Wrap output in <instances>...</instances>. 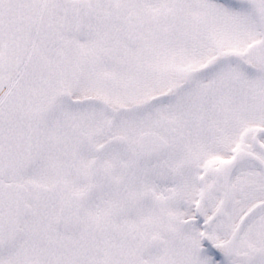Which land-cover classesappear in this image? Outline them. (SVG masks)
<instances>
[{"label": "flooded vegetation", "instance_id": "af4514ba", "mask_svg": "<svg viewBox=\"0 0 264 264\" xmlns=\"http://www.w3.org/2000/svg\"><path fill=\"white\" fill-rule=\"evenodd\" d=\"M218 4L227 6L221 0ZM119 5L144 15L138 0H0V12H12L10 28L0 21V251L10 248L0 253V264L24 246L25 253L39 251L53 264L125 263L130 250L135 251L133 262L140 264L148 255L174 250L179 241L170 244L169 237L179 239L185 227L200 226L201 241L210 238L206 226L226 197L217 172L237 153L214 169L209 144L193 145L197 136L188 137L185 125L181 130L165 121L180 110L176 104L194 89L193 81L182 84H192L184 92L176 84L165 96L141 104L115 103V82L109 75L130 78L131 62L149 70L156 62L153 50L142 49L144 40L129 23L120 36L130 49L120 51L113 44L110 32L120 22L114 18ZM134 35L138 46H133ZM234 62L242 63L251 78L263 75L249 72L254 67L244 60ZM162 74L150 71L148 82L161 83ZM180 133L181 141L176 139ZM246 167L233 175L227 215L235 205L233 185ZM213 196L220 200L211 215ZM166 219L173 223L168 230ZM156 239L165 247L151 254ZM204 249L217 264H257L240 250V242L238 252L245 259L236 258V263L222 260L212 247Z\"/></svg>", "mask_w": 264, "mask_h": 264}, {"label": "rangeland", "instance_id": "374dc122", "mask_svg": "<svg viewBox=\"0 0 264 264\" xmlns=\"http://www.w3.org/2000/svg\"><path fill=\"white\" fill-rule=\"evenodd\" d=\"M114 1L129 3L135 0ZM138 1L139 8H142L139 12L143 11L145 16L137 15L136 11H125L126 6L119 5V14L113 16L120 22L114 23L115 29L110 34L115 35L113 44L118 50L130 49L120 36L125 24L129 23L143 38L145 44L142 49L153 50L155 58L152 59L156 62L153 70L131 62V67L134 66L130 78L126 74L111 73L109 78L115 82L112 93L115 103L119 102V106L141 104L148 99L165 96L176 84L180 87L193 81L194 89L188 90L176 104L180 110L169 113L165 121L177 123L181 130L185 125L190 131L188 137L197 136L193 145L209 144L214 169L222 160L233 158L241 149L255 153L253 138L259 130H264V0H238L235 7L221 6L217 0ZM11 16L9 10L0 12V21L7 28H10ZM134 16L137 20H133ZM105 33L107 31H103ZM28 38L22 37L21 40ZM34 42L40 44L37 39ZM131 56L133 60H141L140 55ZM232 59L244 60V65L254 67L263 75L258 78L247 76L240 67L242 63L234 65ZM222 61L227 62L226 67L215 71L214 67H220ZM150 71H164L161 83L153 85L148 82ZM168 73L170 75H165ZM176 139L181 141L183 133ZM261 144L264 147V139ZM215 184L213 173L212 186ZM233 190L234 194L236 192L233 210L225 221L216 223L207 231V236L217 245L229 242L241 217L258 203L264 202V176L255 166L249 165L238 174ZM219 200L218 196L212 197L211 215ZM207 216L210 214L207 213ZM172 227L171 221H165V229ZM183 231L179 234L174 231L179 239L173 240L172 235L169 237L170 244L171 241H179L174 250L167 249L155 257L148 255L147 262L143 263L216 264L210 254L203 253L206 246L201 241L200 226L185 227ZM239 242L240 250L244 251L250 262L264 264V214L245 229ZM25 248L5 258L2 264H53L46 257L41 258L39 251L25 253ZM129 252L130 257L125 263L116 264H138L131 258L135 251Z\"/></svg>", "mask_w": 264, "mask_h": 264}, {"label": "water", "instance_id": "95a60500", "mask_svg": "<svg viewBox=\"0 0 264 264\" xmlns=\"http://www.w3.org/2000/svg\"><path fill=\"white\" fill-rule=\"evenodd\" d=\"M231 3H235L236 0H228ZM133 46H138L139 43V38L137 35L133 36L132 39ZM253 71V70H252ZM191 85H184L180 91L183 92L190 88ZM175 96H169V97H164L163 101L173 99ZM264 138V130L258 131L253 139V146L255 151H258L262 155H264V147L261 144V139ZM165 146H167V143L163 142ZM166 151L164 152V154ZM248 164H254L259 169L264 175V161L260 158L255 156L253 153H249L247 151H240L236 154V157L234 158L233 161L226 163L223 168L217 172L218 179L223 182V187L225 190L226 197L224 199V202L222 203L221 207L218 209L216 212L215 216L211 219L210 223L207 225L208 230H211L213 228L214 223L217 220L220 219H225L227 217V212L229 211L231 204H232V179L233 175L235 174L236 171L240 170L241 168L245 167ZM22 205V204H21ZM22 207V206H21ZM20 207V211L22 208ZM67 209V208H66ZM264 212V202L256 206L247 216L243 219L235 233L233 234L232 238L230 239L229 242L222 244V245H214L213 249L215 252H217L222 258L225 260L232 259V258H237L238 260H243L245 259V255H241L238 252V245L239 241L241 239V236L249 223L262 214ZM23 216L20 214L19 216V224L22 223ZM61 223L60 225H62ZM61 228V226H60ZM22 237V233L20 232L19 237L15 240L16 243L19 242V240ZM208 243L212 244V240L208 238ZM165 247V242L160 239H156L154 243L152 244L151 247V254H155L158 252H161ZM9 249H2L0 253L2 252H7Z\"/></svg>", "mask_w": 264, "mask_h": 264}]
</instances>
